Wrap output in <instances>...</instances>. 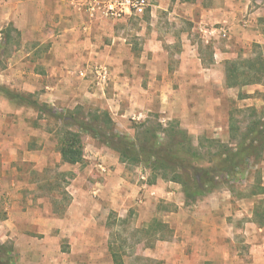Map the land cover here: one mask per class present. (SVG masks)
I'll use <instances>...</instances> for the list:
<instances>
[{"label": "rangeland", "instance_id": "374dc122", "mask_svg": "<svg viewBox=\"0 0 264 264\" xmlns=\"http://www.w3.org/2000/svg\"><path fill=\"white\" fill-rule=\"evenodd\" d=\"M146 2L147 5L141 13L133 12L118 20L108 19L101 13L95 14L96 20L85 13L78 16V24L83 21V25L88 22L91 26V32L86 35V43L84 36L72 34L69 40L60 37V41L52 48L53 43L50 40L60 35L53 33L56 34L61 28L50 29L48 26L38 29L23 27L20 30L12 27L9 29L8 42L4 43V31L8 30L9 24L0 29V84L16 92L32 94L45 110L15 105L0 96V220L4 216L3 205L12 203L19 207L24 206V209L40 204L46 209V217H63L71 201V192L75 193L76 187L86 189L88 200H101L98 190L99 174L105 167L112 168L116 163L115 158L119 162L117 154L88 135L82 134L83 160L75 165L63 163L57 146L64 127L60 121L51 117L47 110L56 113L78 112L86 118H92L105 111L110 116L115 130L129 136H134L136 125L141 122L153 127L157 122L165 125L171 120L164 117L167 111H156L160 108L153 93L156 87L165 90L171 83L151 80V71L158 62L167 63L169 74L176 82L174 76L178 79L177 72L180 71L182 60L186 62L189 74H194L195 69L200 70L198 59H202V64L208 66L213 53L209 40L217 33H212L214 21L203 25L201 21L207 22L204 14L208 11H216L218 14L220 12L221 15L226 12L229 17V12L234 8L232 0ZM254 6L259 4L251 2L246 8L243 3L239 9L244 15ZM214 16L215 14L207 15L210 18ZM80 27L82 29L83 26ZM217 36L221 44L231 42L228 37ZM191 45L197 49L190 50ZM158 48H162V51ZM252 51V55L240 54L239 62L262 56L257 47L252 48ZM103 71L106 75L101 79L99 73ZM134 85L138 87L135 94L126 91L127 86L132 88ZM173 85L179 87L182 84ZM202 85L216 89L213 83ZM261 85H264V82ZM236 88L239 89L238 100L230 102L229 110L234 113L239 125L244 127L245 122L240 121L246 117L248 111L239 113V110L251 106L260 110L264 106V88L256 90L254 94L246 97L248 100L244 102L239 99L241 94H245V89ZM146 89L148 93H144ZM144 111L147 114L140 116ZM207 134L214 138L212 134ZM189 136L193 143L197 144V136ZM252 170L260 169L258 167ZM123 174L126 179L134 182H140L142 175L147 178V183L152 178L151 170L146 165L124 164ZM254 176V179H244L229 185L233 187L234 192L226 199L227 203L239 212L237 215L233 214V217L227 215L226 221L236 228V232H233L236 234L233 237L224 235L222 242H218L220 239L215 236L216 240L208 246L210 259L203 260L204 262L221 264L223 259L218 258L223 252L236 250L242 255L246 252V246L247 250L252 249L258 254L260 252V255L263 254L264 226L261 231H257L256 226L246 222L245 214L250 213V209L256 206V201L260 199L259 196H250L254 183L259 181L260 177L258 173ZM157 180L168 181L160 176L155 182ZM259 182L262 183V179ZM200 200L202 198L185 201L186 216L192 214L193 218L197 215L201 217L198 210ZM135 201L141 204L138 199ZM63 208L65 212L62 214L60 211ZM122 208L126 211L119 214L111 209L110 203L106 201L96 210V218L100 220L105 231V242L101 244V259L94 264H112L111 251L114 250L121 255L124 264H188L183 256L190 252L186 242L187 237L193 234L190 235L181 229L174 237L175 226L170 227L167 223L173 220L171 215L178 213L174 203L160 199L153 207L143 212L146 213L143 220L140 219L143 215L136 204L129 207L123 205ZM259 215L261 216L260 213ZM182 218L181 216L180 219ZM152 219L168 224L169 231L165 233V240L155 241L152 234L145 235L142 232ZM30 237L32 241L29 245L43 252L39 253L38 261L41 264H70V259L64 260L60 257L69 247L65 240L62 243L58 241L59 251L54 238L44 241L43 236L37 233ZM248 238L253 244L246 242ZM225 239L227 241H223ZM4 243L13 246L10 240ZM111 246L113 250L110 249ZM172 250L175 263H172ZM76 262L87 264L83 260ZM88 264H92V260Z\"/></svg>", "mask_w": 264, "mask_h": 264}, {"label": "crops", "instance_id": "0c3cea01", "mask_svg": "<svg viewBox=\"0 0 264 264\" xmlns=\"http://www.w3.org/2000/svg\"><path fill=\"white\" fill-rule=\"evenodd\" d=\"M260 1L262 4H260ZM251 2H255L259 6L251 7L249 12L247 14L245 12L243 15L239 6L244 3L248 8ZM78 4H80V0H0V29L8 24L18 30L23 27L30 29L45 26L50 29L60 27L61 30H58L56 34L53 33L56 36L57 34L60 35L56 39L50 40L53 43L52 48L55 43L57 44L60 41V37L69 40V36L72 34L84 36L83 39L86 43V35L91 32V26L88 22L83 25V21L78 24L79 21L76 18L83 16L84 13L88 14ZM232 5L234 8L229 12V17L226 16L228 15L226 12L221 15L220 12L218 14L216 11H208L204 14L207 22L205 20L201 21L205 26L207 23L210 24L214 21L213 30L224 28L227 37L231 39V42L221 44L217 40V35L213 37L214 39L212 38L213 40L210 38L209 44L213 53L208 66L202 64V59H198L197 63L200 70L195 69L194 74H189L186 69L187 64L182 60L179 66L180 71L177 72L178 79H176L177 76H174L176 82L172 80L169 74L167 63L163 64L160 61L151 71V80H157L156 82L164 84L171 83L170 87L166 86L165 90L162 87L160 89L155 88L153 94L158 99V108H160L156 111H167L164 116L166 120H178L181 128L187 130L190 135L197 136V141L198 135H201V137L208 136L207 133L212 134V137L222 142L228 140L230 102L238 100L239 89L226 86V63L238 59L240 54L246 55L249 53L252 55V48L256 47L262 53L264 62V0H232ZM210 14H215L214 18L207 17ZM89 16L93 17L94 20L97 19L95 14ZM80 25L83 26L82 29ZM63 44L65 45V41ZM189 48L190 50L197 49L194 45ZM158 49L162 51V48ZM174 83H181L182 85L177 87L173 85ZM197 83L201 85H196ZM209 83L215 84L216 89L213 90L211 87L202 85ZM128 86L126 91L133 94L138 91L136 85L132 88ZM260 88H264V85L242 86L241 90L245 89V94H241L239 100L242 102L248 100L246 97L254 94ZM144 93H148L147 89ZM146 114L147 112L144 111L140 116ZM115 160L116 163L112 168L105 167L106 169L99 174L100 183L98 184L100 188L98 190L101 200H88L86 189L76 187L75 193L71 192V201L63 217H46V209H43L40 204L26 209H24V206L14 205L15 203L3 205L4 216L0 220V242L12 241L17 251L16 264H41L38 259L39 253L42 254L43 252L29 245L32 241L30 236L36 235V233L41 234L44 241L54 238L59 251V242L62 243L65 240L69 247L66 252L61 253L60 257L64 260L70 259V264H80L76 260L86 261L87 264L91 260L92 264L99 261L103 250L101 244L105 242V231L101 222H99L100 220L96 218V210L106 201L110 203L111 209L116 210L119 214L126 211L122 208L123 205L129 207L131 204H136L142 212L143 216L141 215L142 218H140L142 220L146 217V213L143 214V212H146L149 207H153V204H156L160 199L174 203L178 213L170 216L173 219L171 222L167 221L170 227L175 226L174 237L181 229L190 235L193 234L187 237L186 242L190 252L183 256L188 264H208L203 260L208 261L210 259L208 246L210 247L211 242L216 240L215 236L219 237L218 242H222L224 235L233 237L236 234L233 233L236 232V228L226 221L227 215L233 217V214L237 215L239 212L237 208L232 209L230 203H227L226 199L234 192L230 186L223 185L226 187H219L220 190L217 193L211 192L210 195L207 194L208 196L201 197L202 200L198 203L201 217L197 215L193 218L192 214L185 215L187 205L178 183L157 180L155 183L148 184L146 182L147 178L143 175L140 177V182L139 180L137 182L130 181L123 174L124 164L117 162L116 158ZM258 167L263 191L261 194L254 196L264 199V154L262 160L254 166V168ZM227 193L228 196L226 197ZM136 199L141 202L140 205L137 204L138 202L136 203ZM250 210V213L245 212L246 222L254 227L256 226L257 231H261L264 226V218L262 223H256L255 205ZM179 216L183 218L180 219ZM223 241H227V239ZM231 241H233L232 238ZM246 242H250V239H246ZM250 244L253 243L250 242ZM170 253L172 263H175L173 250ZM51 257L54 258V256ZM218 259H223L221 264H264V251L260 255V252L258 254L252 249L247 250L246 246V252L242 255L239 254V251L232 250L230 253L223 252Z\"/></svg>", "mask_w": 264, "mask_h": 264}, {"label": "trees", "instance_id": "16d2710c", "mask_svg": "<svg viewBox=\"0 0 264 264\" xmlns=\"http://www.w3.org/2000/svg\"><path fill=\"white\" fill-rule=\"evenodd\" d=\"M9 29H12L11 24L8 30L4 31V43L8 42ZM225 82L228 87L263 83L262 56L242 62H239V58L228 61L225 67ZM0 96L9 103L45 111L32 94L16 92L3 84H0ZM47 111L64 127L57 146L63 163L75 165L83 160L82 134H85L114 151L119 162L149 167L152 177L148 181L149 184L154 183L158 176L178 183L185 201H195L223 185L229 186L244 179H254L257 173L260 176V170L252 169L262 160L264 154V106L260 110L254 106L239 110V113L248 111L246 117L240 121L245 122L244 127L239 125L231 111L227 142L204 135L198 139L197 144L193 143L188 132L181 128L176 120L168 121L165 125L157 122L154 127L141 122L136 125L134 136H129L115 130L110 116L105 111L92 118L83 117L73 111ZM259 181L254 183L250 196L262 193ZM256 203V223H262L264 199H258ZM64 212L65 208L61 209L60 213ZM259 213L261 216L257 215ZM155 221L152 219L142 232L145 235L152 234L155 241L165 240L169 226L164 222ZM110 249L113 250V247ZM111 258L112 264H124L123 258L115 253V250L111 251ZM16 261L17 251L14 246L0 242V264H16Z\"/></svg>", "mask_w": 264, "mask_h": 264}, {"label": "built area", "instance_id": "2783aa9c", "mask_svg": "<svg viewBox=\"0 0 264 264\" xmlns=\"http://www.w3.org/2000/svg\"><path fill=\"white\" fill-rule=\"evenodd\" d=\"M89 15L96 13L103 14L106 18L111 20H118L125 16L131 15L133 12L141 13L144 7L147 5L146 0H80L78 4ZM222 38L227 37V32L224 28L213 30L212 33ZM106 72L99 73V77L103 79Z\"/></svg>", "mask_w": 264, "mask_h": 264}]
</instances>
